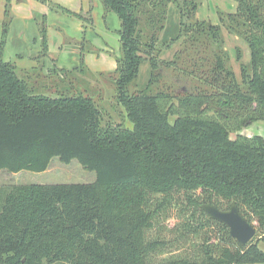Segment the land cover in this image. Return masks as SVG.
<instances>
[{
    "label": "trees",
    "instance_id": "trees-1",
    "mask_svg": "<svg viewBox=\"0 0 264 264\" xmlns=\"http://www.w3.org/2000/svg\"><path fill=\"white\" fill-rule=\"evenodd\" d=\"M99 1L103 17L120 22L111 80L131 125L106 119L90 95L35 93L0 41V170L41 172L58 157L95 172L89 183L11 186L0 205V264H264L257 242L240 245L201 208L235 202L264 233V137L239 133L264 121V0H234L217 24L196 17L203 0ZM170 7L177 29L162 39ZM91 10L64 8L86 24ZM223 29L247 46V60L235 47L236 71ZM173 210L170 237L148 236ZM192 240L197 256L153 260Z\"/></svg>",
    "mask_w": 264,
    "mask_h": 264
},
{
    "label": "rangeland",
    "instance_id": "rangeland-1",
    "mask_svg": "<svg viewBox=\"0 0 264 264\" xmlns=\"http://www.w3.org/2000/svg\"><path fill=\"white\" fill-rule=\"evenodd\" d=\"M90 5L92 23L88 24L64 11V8H68L85 17ZM236 6L234 0H203L196 11V17L217 24L219 10L233 12ZM176 11V8H169L166 31L162 34V39L175 35L173 32L178 23ZM119 25L115 13L108 12L103 17L99 0H48L45 3L35 0H0V41L4 40L3 58L15 66L18 74L29 86L34 87L35 93L49 97L90 95L96 99L106 119L131 125L123 107L115 101L111 80L116 57L120 53L116 31ZM223 34L225 49L236 71L238 62L235 59V47L241 50L243 59L247 60L246 43L240 36L230 34L225 29ZM170 55V51L165 50L164 57ZM148 76L149 64L145 61L140 65L136 81L139 88L145 87ZM239 133L249 136L264 134V121H255ZM94 180L95 172L83 168L76 159L64 163L58 157H53L48 168L41 172L22 170L15 173L0 170V205L4 194L13 185L89 183ZM168 214L154 224L148 236L158 232L167 236L170 228L180 220L175 210ZM252 239L264 250V233L256 231ZM193 241L195 240L173 247L166 254L159 253L153 260L158 261L171 255L197 256V247L191 245Z\"/></svg>",
    "mask_w": 264,
    "mask_h": 264
},
{
    "label": "water",
    "instance_id": "water-1",
    "mask_svg": "<svg viewBox=\"0 0 264 264\" xmlns=\"http://www.w3.org/2000/svg\"><path fill=\"white\" fill-rule=\"evenodd\" d=\"M201 208L210 218L226 225L229 235L240 245H245L254 237L255 228L241 214L235 202H232L227 210L219 209L212 204H202Z\"/></svg>",
    "mask_w": 264,
    "mask_h": 264
},
{
    "label": "crops",
    "instance_id": "crops-1",
    "mask_svg": "<svg viewBox=\"0 0 264 264\" xmlns=\"http://www.w3.org/2000/svg\"><path fill=\"white\" fill-rule=\"evenodd\" d=\"M251 125H252V124H251ZM251 125H250V126H251ZM263 135H264V134L261 133V136H263ZM263 137H264V136H263Z\"/></svg>",
    "mask_w": 264,
    "mask_h": 264
}]
</instances>
